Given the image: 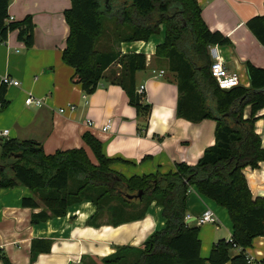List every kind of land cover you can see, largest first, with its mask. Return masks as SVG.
Segmentation results:
<instances>
[{
  "label": "trees",
  "instance_id": "trees-1",
  "mask_svg": "<svg viewBox=\"0 0 264 264\" xmlns=\"http://www.w3.org/2000/svg\"><path fill=\"white\" fill-rule=\"evenodd\" d=\"M65 19L70 31L63 61L75 69L74 77L86 94L96 91L106 78L121 85L146 130L152 105L136 102L135 75L147 67L144 53H122V42L148 41L165 27V38L155 55L168 61L178 85L177 114L192 122L213 119L215 143L208 146L195 164L177 162L166 173L126 177L113 169L120 158L104 154L102 141L85 132L86 147L47 153L35 140H0V189L23 185L34 196L24 197L25 207L43 209L33 213L39 224L67 215L70 207L92 202L97 210L89 224L119 225L142 218L156 202L162 207L165 226L142 246L122 245L102 258L84 257L82 264H250L246 249L255 237L264 236V197H253L246 167L257 168L264 161V147L256 131L257 114L264 109V68L246 62L250 85L220 88L211 74L210 47L231 41L219 30H211L202 16L198 0H71ZM9 0H0V41L19 29L28 46L34 44L31 16L12 21ZM110 20L111 24L106 23ZM264 45V14L247 22ZM120 64L121 69H111ZM0 87V111L8 100ZM250 106V114L245 109ZM227 208L233 224L230 239L215 242L207 258L201 255L200 226L187 224V198L191 188ZM143 191V196L130 198ZM40 201V202H39ZM105 221L102 219L105 217ZM52 240L33 239L31 261L51 251ZM236 251V252H234ZM4 264H16L0 253Z\"/></svg>",
  "mask_w": 264,
  "mask_h": 264
},
{
  "label": "crops",
  "instance_id": "crops-1",
  "mask_svg": "<svg viewBox=\"0 0 264 264\" xmlns=\"http://www.w3.org/2000/svg\"><path fill=\"white\" fill-rule=\"evenodd\" d=\"M9 1L10 20L22 21L31 16L34 44L28 46L19 37V29L11 31L6 41H0V78L8 74L20 81L19 86L0 85L5 87L8 100L0 111V130L9 131L0 140H35L47 153L86 147L93 157L83 139L85 132H91L102 141L106 156L125 160L112 167L126 177L166 173L177 162L195 164L205 149L215 143V120L192 122L177 114L179 92L175 74L169 70L167 60L155 55L157 45L165 38L164 26L161 34L148 41L116 45L122 53L147 56V67L135 75L137 90L144 87L142 101L152 105L148 127L141 130L144 119L138 116L121 85L103 78L95 92L86 94L73 78L75 69L63 61L70 31L64 12L72 6L71 0ZM198 1L209 28L221 31L231 41L210 48L229 70L240 73L242 85L249 86L246 62L264 68V45L247 22L264 14V0ZM112 68L119 71L121 65L113 64L106 73ZM29 94L42 98L43 105L27 106ZM70 104L75 108L70 109ZM249 114L247 106L245 116ZM257 117L255 127L264 147V109ZM107 124L109 128L103 130ZM244 174L253 197H264V161L257 168L246 167ZM28 196H34L33 192L23 185L0 189V253L16 264H82L84 257L100 261L116 252L118 246H142L166 223L162 207L153 202L140 219L119 225H91L88 220L97 208L92 202L83 201L70 207L66 216L33 224L32 214L41 211L43 204L35 208L23 206L22 200ZM187 205V220H191L187 224L200 226L201 255L207 258L215 242L232 237L229 212L193 187ZM207 209L215 212L218 225H198V218ZM36 238H48L53 243L50 252L40 253L31 261V244ZM246 252L250 264H264V236L255 237ZM0 264H4L1 259Z\"/></svg>",
  "mask_w": 264,
  "mask_h": 264
},
{
  "label": "built area",
  "instance_id": "built-area-1",
  "mask_svg": "<svg viewBox=\"0 0 264 264\" xmlns=\"http://www.w3.org/2000/svg\"><path fill=\"white\" fill-rule=\"evenodd\" d=\"M210 54L213 59V62L211 63V74L212 76L216 79L218 85L220 88L223 89H229L238 85L242 84L241 81V75L237 71H231L229 70L223 59L216 57L215 51L213 48H210ZM0 85H14V86H19L20 81L12 78L10 75L5 74L0 78ZM144 87L140 89L142 92ZM86 96V95H85ZM26 104L27 106H36L40 107L43 105L44 101L42 98L36 97L32 94H29L26 98ZM70 109H74L75 105L70 104L69 105ZM61 112L65 111V108H60ZM89 124H91L90 121H88ZM109 124L105 125L103 127V130H107L109 128ZM8 130H0V137L1 136H7L8 135ZM206 223H211L218 225V219L215 214V212L211 209H207L199 218H198V225H203ZM1 252V251H0Z\"/></svg>",
  "mask_w": 264,
  "mask_h": 264
},
{
  "label": "water",
  "instance_id": "water-1",
  "mask_svg": "<svg viewBox=\"0 0 264 264\" xmlns=\"http://www.w3.org/2000/svg\"><path fill=\"white\" fill-rule=\"evenodd\" d=\"M136 102L139 103L141 102V92L140 91H137V94H136ZM143 191H140L137 195H128L130 198H133V197H139L141 198L143 196ZM191 220H187L186 222L189 223Z\"/></svg>",
  "mask_w": 264,
  "mask_h": 264
},
{
  "label": "rangeland",
  "instance_id": "rangeland-1",
  "mask_svg": "<svg viewBox=\"0 0 264 264\" xmlns=\"http://www.w3.org/2000/svg\"><path fill=\"white\" fill-rule=\"evenodd\" d=\"M111 24V23H110ZM109 24V25H110ZM243 83V82H242ZM40 202V201H39ZM41 203V202H40ZM105 218H106V215H105V217L102 219V221H104L105 220ZM225 231V228H222V232H224ZM99 264H102L101 262H99Z\"/></svg>",
  "mask_w": 264,
  "mask_h": 264
}]
</instances>
